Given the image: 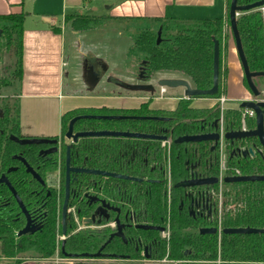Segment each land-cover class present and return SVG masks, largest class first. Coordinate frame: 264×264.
<instances>
[{"label": "flooded vegetation", "instance_id": "flooded-vegetation-1", "mask_svg": "<svg viewBox=\"0 0 264 264\" xmlns=\"http://www.w3.org/2000/svg\"><path fill=\"white\" fill-rule=\"evenodd\" d=\"M257 10L264 14V7ZM236 56L241 69L240 84L248 98L236 100V106L228 110L224 108L226 97L222 106L219 99L206 98L215 102L209 108L192 106L200 98H173V94L168 97L167 92L173 90L157 87L160 79L155 86L148 84L158 73L122 85L127 95L153 97L140 98L144 101L129 107L115 101L108 107L66 112L61 117L60 132L54 136L22 133L18 95L12 98L16 100L15 113L8 102L0 104V225L16 227V239L54 229V255L39 258L47 264L55 256L59 260H78L79 264H204L198 260L196 249L205 239L222 235L224 179L264 177V148L257 138L232 145L224 139L228 131L256 129V113L241 108L243 103L264 104L263 82L259 80L263 77L253 79L259 93L255 97L246 84L237 52ZM144 66L139 62L138 76ZM113 83L115 90L121 88L116 81ZM146 85L152 86L153 92L133 89ZM113 92L112 99L119 100L116 95L120 93ZM165 100H174L173 108L161 107ZM180 101H190V109L206 112L218 104L219 115L214 110L197 119L179 117L175 111ZM243 112L247 118L242 124ZM235 114H241L239 123L231 117ZM262 127L264 135V118ZM102 132L111 135L77 137ZM194 136L218 139L179 142ZM31 139L48 143L20 144ZM222 142L227 148L226 169L229 160L234 165L232 173L224 172L217 154ZM242 165L252 167L248 174L238 169ZM190 183L194 185H187ZM28 224L38 230L19 236ZM213 229L217 230L216 235L201 234ZM80 240L85 245L83 249L75 245ZM178 240L188 247L181 251L180 258H173L171 246ZM164 244L166 254L162 256ZM97 253L99 258L80 257ZM25 259V264H33L31 260L37 258Z\"/></svg>", "mask_w": 264, "mask_h": 264}, {"label": "trees", "instance_id": "trees-1", "mask_svg": "<svg viewBox=\"0 0 264 264\" xmlns=\"http://www.w3.org/2000/svg\"><path fill=\"white\" fill-rule=\"evenodd\" d=\"M256 1L258 0H238L237 4L246 6ZM230 2L231 0H226L225 18L220 19L165 18L150 21L137 19L116 21L105 17L67 16V22L70 23L73 30L77 31L99 28L105 19L113 23H136L137 27L141 26L143 29L132 37L133 45L129 49V55L134 52L138 57L136 58L138 62L145 63L143 70L145 78L149 79L155 73L176 74L186 78L197 90H209L212 87L213 42L214 40L218 41L220 47L222 40L228 37ZM26 17L25 13L0 15V30L2 31L0 51L5 49L8 57L13 60L10 69H14L13 81L17 84V88L22 77V36ZM236 26L249 70L263 72V12L254 10L241 13L236 20ZM159 27H162V41L160 45L156 46V34ZM259 80H262L261 86L264 89V77ZM221 94L222 80L219 73V90L217 95L211 98L218 99ZM200 99H206V97ZM190 103V101H180L175 113L185 119H197L214 110H216V115H219L218 104L206 112L190 109ZM90 111L96 110L91 109ZM231 117L239 123L241 114ZM242 166H238V169L244 174H248L252 169L248 165ZM227 167V173H232L231 169L234 165L229 160ZM223 204L222 230L240 228L264 230V182L226 184ZM16 229V227L12 229L0 225V261H3L4 264H25L27 262L25 256L42 259L54 255V229L20 239L15 238ZM75 245L78 249H83L85 246L82 240L76 241ZM203 245L199 244L196 251L198 260L203 261L204 264H218L217 262L264 263V234H222L220 238L215 236L205 239ZM187 247L188 245L179 240L175 241L171 246L172 257L180 258L181 251ZM161 251L164 256L166 254L165 244Z\"/></svg>", "mask_w": 264, "mask_h": 264}, {"label": "crops", "instance_id": "crops-1", "mask_svg": "<svg viewBox=\"0 0 264 264\" xmlns=\"http://www.w3.org/2000/svg\"><path fill=\"white\" fill-rule=\"evenodd\" d=\"M213 2L214 0H0V15L19 13L27 15L22 36V77L17 94L22 133L38 137L56 135L42 124H32L35 127L24 130V113L48 107L51 101L61 106L63 116L72 110L112 106L115 101L116 104L120 103L118 105L129 107L144 101L140 98L146 96L130 97L123 94L122 85L131 83L130 74L128 73L127 79H124L123 71L112 63L113 59L103 56L102 50L106 47L98 45V48L90 43V36L101 33L99 31L102 29L73 30L65 21V17L78 13L88 18L103 16L116 21L174 19L172 9L175 7L213 6ZM221 5L225 18L226 0H221ZM58 15L60 21H57ZM108 32L115 33L117 38L122 37V33L117 29L103 33ZM121 48L114 50L112 48L109 51L121 52ZM129 49L128 46L126 55H129ZM227 67L229 72L225 81V97L228 103L248 98L240 84L241 69L234 44L229 50ZM115 81L116 85L121 86L116 88L120 93L116 95L119 96V100L112 99ZM234 88L238 90L235 91ZM207 101L215 103L213 100ZM30 122L32 121L27 123ZM60 127L61 118L57 123L59 131ZM218 264L264 263L218 262Z\"/></svg>", "mask_w": 264, "mask_h": 264}, {"label": "rangeland", "instance_id": "rangeland-1", "mask_svg": "<svg viewBox=\"0 0 264 264\" xmlns=\"http://www.w3.org/2000/svg\"><path fill=\"white\" fill-rule=\"evenodd\" d=\"M213 6H202V5H189V6H180L175 7L172 9V12L175 15H172L174 19H182V18H188V19H220L223 18L224 16V11L221 8V0H214ZM71 13V12H70ZM69 14V13H68ZM80 14V13H79ZM69 16H80L78 13L69 15ZM103 17V16H101ZM100 17V18H101ZM238 18V17H237ZM59 15L57 16V21H60ZM66 22L68 21V17L65 18ZM103 19V18H102ZM69 23V22H67ZM70 24V23H69ZM137 24L136 23H131V24H121V23H113L108 20H104L101 24V26L97 29H102L101 33H97V35H92L90 36V43L96 45L98 48L100 46H105L106 48L102 50L104 53L103 56L107 57L110 59V57L113 59V62L115 66L120 68L123 71L124 79H127V76L129 75L131 78V82L137 81L138 79V74H137V67H138V58L134 52H131L130 55H126V49L129 46V48L132 47L133 41L132 37L140 33L143 29V27L139 26L137 27L138 30L136 29ZM117 29L122 33L121 38H117L115 33H103L105 31H109L112 29ZM124 28V29H123ZM145 28V27H144ZM128 29V31H127ZM142 34V33H141ZM138 37V36H136ZM86 42V41H84ZM88 43V42H86ZM233 38L231 35V32L228 31V37L227 39H223L221 42V51H220V74H221V80H222V93L220 95V98L225 97V86H226V79L228 75V54L229 50L233 47ZM118 47H122L120 50L121 52H110L109 50L117 49ZM101 49V48H100ZM133 49V48H132ZM70 56H73V53L70 54ZM72 61V60H71ZM11 63V64H10ZM13 64V60H11L5 49H2L0 51V104L6 105V102L10 105V108H13V112L15 113L16 110H14L15 104H13V101H16L15 99L13 100L17 94H18V88L17 84L13 81V71L14 69H10V67ZM129 73V74H128ZM182 78L187 80L186 78L180 77L176 74H155L150 82L148 84H152L155 86L156 81L158 79H163V78ZM111 87V86H110ZM235 89V88H234ZM238 90V88L235 89V91ZM118 91V90H115ZM232 93V92H231ZM230 93V95H232ZM125 94V93H123ZM158 91L156 88L155 95L157 96ZM168 97H170V94H173V98H183V91L182 89H177L171 91V93L167 92ZM142 94H132L130 93L129 96H138ZM144 96V95H143ZM149 96H154L147 94L146 97L148 98ZM158 97V96H157ZM207 100L209 99H198L194 100L193 105L194 107H201V106H206V108L210 105H213L212 102H208ZM114 103V102H113ZM115 104V103H114ZM111 104V105H114ZM162 106L161 107H168L167 109L173 108L175 105L174 100H165L162 103H160ZM236 104L227 102L224 105L225 110H228L230 108L235 107ZM47 109V110H46ZM64 109V105H63ZM223 109V107H222ZM61 106H59L56 102L51 101L49 103V106H45L43 109H40L38 111L34 110L32 112H25L24 113V130L29 129V127H35V125L42 124L44 125L47 129H49L52 133L59 134V129L57 128V123L60 122V118L62 117L61 114ZM36 111V112H35ZM35 112V113H33ZM12 113V112H11ZM243 116L241 117L242 119H246L247 115L246 112L242 114ZM35 120V121H34ZM29 121H32L30 123H27ZM39 122V123H38ZM35 124V125H32ZM222 131L224 132V128L222 126ZM217 154L224 155L227 154V148H226V143L222 142L220 144V147L217 151ZM227 173V170H226ZM33 264H47L44 260H41L39 258L35 260H31ZM79 261H65V260H59L58 257H54L52 261H50V264H77ZM218 263V262H217ZM0 264H4L3 261H0Z\"/></svg>", "mask_w": 264, "mask_h": 264}, {"label": "water", "instance_id": "water-1", "mask_svg": "<svg viewBox=\"0 0 264 264\" xmlns=\"http://www.w3.org/2000/svg\"><path fill=\"white\" fill-rule=\"evenodd\" d=\"M238 0H231L230 5H229V10H228V18H229V27H230V32L233 38V43L235 46V50L237 52V55L239 57V60L241 62V66L243 69L244 77L246 84L250 91L253 93L255 97L259 96V93L257 92L255 86L253 85V79L257 77H264V73H251L248 69L247 62L245 60V56L243 53L242 45H241V40L240 36L237 30L236 26V20L237 16L240 13H247L250 11H254L257 9H261L264 7V0L260 2H256L253 4H249L246 6H239L237 4ZM162 27H159L157 34H156V41L155 44L156 46L160 45L162 39ZM2 36V31L0 30V38ZM213 66H212V87L209 90H197L192 87L190 82L188 80L182 79V78H163L158 80L157 82V87L161 89H168V90H177V89H182L183 90V97L187 100L190 99H196V98H202V97H214L217 95L218 90H219V73H220V47H219V42L214 40L213 42ZM144 62L141 63V67L144 66ZM144 73L140 72L138 79H143L144 78ZM132 89V88H131ZM134 90L138 91H145V92H151L153 91V87L150 85L146 86H137L133 88ZM241 108L243 109H250L255 111L256 113V129L254 131H249V132H233V131H228L224 135V139L226 141H229L231 145L234 142L243 140V139H250V138H257L259 143L263 146L264 148V135H263V118H264V104H254L252 102H247L243 103L241 105ZM106 119V118H103ZM72 122L69 127L68 131V137L71 134L72 131ZM111 134H108L106 132L102 133H88V134H80L77 137H105ZM77 137H74L75 139ZM218 137L217 136H204V137H190V138H184L179 140V142L185 141V142H194V143H199L201 141H217ZM15 140V139H14ZM48 143L46 140H37V139H31V140H26L20 142L21 145H41V144H46ZM68 172L71 170L69 169V166L67 164ZM253 182H264V177H227L224 179L225 184H245V183H253ZM205 182H198L199 185ZM209 183L213 184L215 183L214 181L209 180ZM187 185H194L192 183L187 184ZM68 192V191H67ZM67 200V198H66ZM66 209V203L64 206V212ZM147 229V228H144ZM38 228H30L29 224L19 233V236H24V235H32L34 232H36ZM201 234L204 235H216L217 230H203L201 231ZM223 235H255V234H264V230H256V229H250V228H240V229H224L222 231ZM69 257H75V256H69ZM81 258H87V259H93V258H99L100 255L99 253L95 255H82L80 256Z\"/></svg>", "mask_w": 264, "mask_h": 264}, {"label": "built area", "instance_id": "built-area-1", "mask_svg": "<svg viewBox=\"0 0 264 264\" xmlns=\"http://www.w3.org/2000/svg\"><path fill=\"white\" fill-rule=\"evenodd\" d=\"M224 102H225V99H224V97H222V98H220L219 100H218V103L222 106L223 104H224ZM247 115V114H246ZM249 115H250V113H249ZM243 116V115H242ZM243 121H244V119H242V124H243ZM220 160H221V164H222V167H223V170H224V172H226V154H224V155H220ZM224 177H227V176H224Z\"/></svg>", "mask_w": 264, "mask_h": 264}]
</instances>
